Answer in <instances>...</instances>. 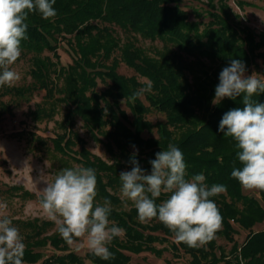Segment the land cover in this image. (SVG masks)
<instances>
[{"label": "trees", "instance_id": "trees-1", "mask_svg": "<svg viewBox=\"0 0 264 264\" xmlns=\"http://www.w3.org/2000/svg\"><path fill=\"white\" fill-rule=\"evenodd\" d=\"M217 2L218 5L214 0H207V22L190 21L181 8L182 0H56L54 19L45 20L38 12L29 14L28 38L21 43V57L29 61L30 82L0 88V106L6 108L4 96L24 100L36 91H43L46 98L65 106V130L52 139L53 147L82 167L95 169L96 203L110 200L109 220L124 230L122 236L114 237L107 245L114 259L103 260L92 252L87 254L94 264H130L131 258L126 252L138 255L147 251L159 256L166 247L158 249L155 243H167L175 251L182 249L191 257L189 264H240L217 254L212 246L214 239L199 248L175 241L168 243L174 234L158 220L141 223L134 206L127 210L120 208L119 175L125 171V164L129 169L133 167L132 154L138 153L135 158L139 166L150 173V161L156 158L157 152L167 150L170 143L184 154L186 179L203 174L209 187L226 186L225 192L210 198L222 216L216 236L232 242L233 250L243 261L264 252V228L252 230L264 223V191L259 199L244 194L239 182L231 177L233 168L241 167L236 148L224 150L208 143L211 135L220 133L219 123L224 114L243 105L242 95L212 103L220 72L233 59L241 60L246 67L256 59L264 65V32L256 34L250 27L234 22L224 0ZM116 29L125 35V41ZM136 35L160 41L166 47L165 53L147 55L133 41L132 36ZM61 41L74 53L68 66L59 61L57 49ZM170 47L176 48L179 55H172ZM181 53L188 59H182ZM120 61L133 69L136 76L119 74ZM138 77L146 82L139 81ZM98 81L105 85L102 91L96 89ZM149 83L150 92L132 98L134 92ZM253 100L264 102V93L255 95ZM121 102L129 109L131 119L120 108ZM194 106L204 111V117L198 119L192 114ZM152 110L165 114L166 120L150 123L145 116ZM39 112L42 113L40 108ZM77 118L115 155L112 163L85 147L84 140L73 130ZM178 124L188 125L190 129L174 140L168 126ZM153 128L157 138L143 136ZM12 189L21 191L22 197L36 198L22 187ZM167 198V194H162L156 203L159 205ZM234 224L248 230L240 245L233 241V234L238 232ZM48 225L37 220L29 224L35 238L25 244L24 263L41 258L38 248L59 249L67 245L57 230L39 238ZM54 263L52 257L43 260V264Z\"/></svg>", "mask_w": 264, "mask_h": 264}, {"label": "clouds", "instance_id": "clouds-1", "mask_svg": "<svg viewBox=\"0 0 264 264\" xmlns=\"http://www.w3.org/2000/svg\"><path fill=\"white\" fill-rule=\"evenodd\" d=\"M56 0H0V88L11 87L19 80L12 70L21 56L22 41L28 38L30 13L38 12L45 20L57 16ZM246 66L233 59L230 66L219 74L212 103L218 104L225 97L243 96V108L228 111L219 123V131L235 141L236 158L241 167H234L231 177L243 189L264 191V103L253 97L264 93V76L245 75ZM152 90L151 83L134 92L136 99ZM130 159L131 171L121 172V195L131 201L141 223L154 219L174 234L176 243L191 248L203 247L216 237L222 216L216 203L210 199L223 192L226 186L205 183L203 174L186 179L184 154L175 144L156 153L150 161L151 172L146 173L135 158ZM46 186L40 189L39 206L43 214L55 223L56 230L69 245L85 240L89 251L103 260L114 259L107 245L123 229L110 222L112 211L108 199L96 203L97 178L95 169L76 166L63 168ZM167 194L159 205L157 198ZM7 205L0 203V210ZM25 244L17 227L5 211H0V264H24Z\"/></svg>", "mask_w": 264, "mask_h": 264}, {"label": "rangeland", "instance_id": "rangeland-1", "mask_svg": "<svg viewBox=\"0 0 264 264\" xmlns=\"http://www.w3.org/2000/svg\"><path fill=\"white\" fill-rule=\"evenodd\" d=\"M214 1L216 5L219 4L217 0ZM224 2L229 8L234 22L241 26L250 27L256 34L264 32V0H224ZM239 2L243 3L239 4ZM181 8L187 12L190 21L201 20L207 22L209 20L206 15L207 0H182ZM116 30L120 39L125 41V35L119 29ZM132 38L136 45L149 56H157V53L160 52L165 53L166 47L158 40L153 41L138 35L132 36ZM170 48H172L170 49L172 55L174 53L179 55L176 48ZM57 53L61 65L68 66L72 63L74 53L66 42L61 41L59 43ZM180 57L184 60L188 59L184 53H181ZM11 68L20 77L12 86L18 87L27 85L30 82L28 74L30 65L27 57L20 56ZM117 72L126 77L136 76L135 71L121 61L118 64ZM253 73L264 76V65L260 59H256L253 64L246 67V76ZM138 80L146 82V79L141 77H138ZM104 88L105 85L98 81L96 89L102 91ZM141 98L146 105L147 102L143 96ZM53 100L46 98L43 91H36L24 100H13L9 96H4L2 101L6 104V108L0 106V203L7 205L6 209L0 211H5L12 219L13 226L18 228L24 244L35 238V231L29 227V224L35 220L40 224L42 222L49 223L39 238L56 231L55 223L43 214L39 206V190L46 186L44 179L51 181L63 168L81 166L72 158L58 153L53 147L52 139L56 135L64 133L66 114L65 106ZM243 106L238 108H243ZM39 108L42 113L39 112ZM120 108L131 119V113L124 102H121ZM192 114L198 119L204 117V111L197 106H194ZM145 119L152 124L166 120L165 114L155 110L146 114ZM189 129L190 126L184 124L168 126L170 137L174 140L179 139ZM73 130L84 140L85 147L91 153L109 164L114 161L115 155L110 154L103 142L96 140L91 135L79 118L75 120ZM143 136L157 138L155 128L151 132H144ZM209 138L208 143L218 145L224 150L235 148V141L232 138L225 137L222 132L211 135ZM114 154H118V152ZM123 170L131 171L127 164H125ZM15 187H22L25 191L34 194L36 198L29 199L20 196L21 191L12 189ZM120 189L117 190L120 208L127 210L133 207L131 201L122 198ZM243 193L259 199L261 191L243 189ZM233 226L238 229V232L233 234V241L236 245H240L248 230L240 229L235 224ZM262 228H264V223L255 225L252 230L257 231ZM174 241V238H170L168 243ZM232 244L224 237L216 236L212 246L217 254H222L240 264H264V252L257 253L249 260L243 261L233 250ZM154 245L158 249L166 248L159 256L147 251L138 255L126 252L131 258L130 264H189L191 260L190 255L182 249L175 251L169 248L167 243H155ZM36 251L40 252L41 258L34 263L24 264H43V260L48 257L54 258V264H94L87 257V254L91 251H89L85 240H77L75 244H67L59 249L47 246L38 248Z\"/></svg>", "mask_w": 264, "mask_h": 264}]
</instances>
